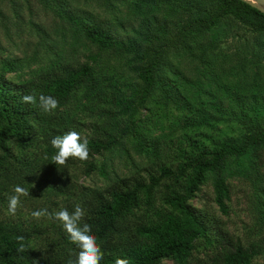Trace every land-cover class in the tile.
I'll return each instance as SVG.
<instances>
[{"label":"rangeland","instance_id":"obj_1","mask_svg":"<svg viewBox=\"0 0 264 264\" xmlns=\"http://www.w3.org/2000/svg\"><path fill=\"white\" fill-rule=\"evenodd\" d=\"M192 4L195 9L214 8L212 0H192ZM65 12L98 22L118 38H136L145 52L143 58L133 52L100 48ZM178 17L172 16L161 0H0V65L6 58L16 61V70L7 73L14 82L36 80L40 74L65 65L86 61L92 66L95 88L91 95L86 96L81 86L66 105L53 112L61 115L64 124L78 126L81 138L91 135L93 123H99L118 142L83 160L69 157L64 166L75 184L99 188L121 179L148 181L162 164L174 169L182 161L180 150H195L196 145L212 147L226 137L238 138L252 129L251 123L264 128V109L255 113L246 106L254 100L264 102V31L252 30L234 16L225 15L211 29L184 43L170 40ZM165 19L168 31L158 33L155 26ZM144 28L159 37L145 40ZM158 51L159 82L139 104L143 83L134 65L148 62ZM163 80L171 86L174 99L164 93ZM178 96L184 104L176 103ZM218 104V109L213 108ZM43 115L50 119L49 113ZM199 117L207 120L195 123ZM31 153L40 160L47 155L41 148ZM88 161L95 168L86 173ZM224 172L229 185L226 212L214 200L216 173H208L190 199L211 218L212 231L219 230L223 236L212 235V242L197 238L186 264L222 263L223 248L235 241L256 244L261 250L250 264H264V144L230 158ZM162 190L160 182L152 202L137 208L134 217H154L155 208L167 206ZM28 201V196H21L18 208L22 216L33 217L34 209L29 211L35 203ZM37 201L39 208L41 201ZM162 264L179 263L167 258Z\"/></svg>","mask_w":264,"mask_h":264},{"label":"trees","instance_id":"obj_2","mask_svg":"<svg viewBox=\"0 0 264 264\" xmlns=\"http://www.w3.org/2000/svg\"><path fill=\"white\" fill-rule=\"evenodd\" d=\"M212 1L214 8L208 10L196 5L195 9L192 0H161L172 16L179 15L177 30L170 40L191 42L225 15L234 16L252 30L264 31V11L248 0ZM65 14L100 48L133 52L139 59L143 58L145 52L139 48L136 38H118L98 22L84 21L69 12ZM166 23V19L158 22L155 30L167 33ZM158 33L144 28L142 36L151 41L159 37ZM159 54L158 51L148 62L134 65L143 83L137 97L139 104L146 101L159 82ZM16 68V61L9 58L0 65V264H67L69 259L75 260L79 251L60 221L47 216H22L20 208H17L16 216L11 215L8 197L16 185L26 188L28 202L35 203L29 212L43 208L50 213L61 208L71 212L75 205H80L85 213L81 223L92 226L96 243L104 254L100 264H114L117 257L127 259L128 264H162L167 258L186 264L197 238L212 242V235L223 236L219 230L212 231L211 218L195 208L190 199L204 184L208 173H216L214 200L219 209L226 212L229 185L224 171L228 160L263 145L264 128L251 123L252 129L238 138L226 137L212 147L196 145L195 150H180L182 161L174 169L162 164L159 173L150 175L148 181L121 179L103 187L89 188L75 184L66 166L52 163L57 149L51 140L69 131L79 133L78 126L64 124L61 115L53 111L66 105L81 86L85 87L86 96L91 95L95 88L91 64L85 61L76 66L65 65L25 83L14 82L7 76ZM160 83L164 93L174 99L171 86L164 80ZM28 92H34L37 98L40 94L50 95L58 101V107L49 113L48 121L38 106L21 101ZM176 103L184 104L179 96ZM127 105L129 108L132 103ZM246 106L258 113L264 109V102L254 100ZM218 107L219 104L213 108ZM126 109L125 106L123 110ZM206 120V117H199L195 123ZM92 132L87 137H80V142L87 141L88 154L102 153L118 142V138L102 124L93 123ZM35 148H41L47 154L43 160L31 153ZM87 164L85 172L89 173L95 164L92 161ZM100 170L103 172V166ZM162 179L168 181L162 182ZM160 182L163 186L161 198L167 206L155 208L154 217H134L137 208L152 202L155 186ZM37 198L41 201L39 208ZM19 236L25 238L26 251L23 253L17 252ZM260 250L254 243L244 245L235 241L230 247L223 248L222 263L209 264H250L252 256Z\"/></svg>","mask_w":264,"mask_h":264},{"label":"clouds","instance_id":"obj_3","mask_svg":"<svg viewBox=\"0 0 264 264\" xmlns=\"http://www.w3.org/2000/svg\"><path fill=\"white\" fill-rule=\"evenodd\" d=\"M21 101L26 104L38 106L43 112L50 113L58 107V101L48 95H37L34 92H28L21 97ZM80 135L75 131H69L64 135H57L51 140L52 146L57 149L55 155L52 156V163L64 165L69 157H76L81 160L88 157L87 141L80 142ZM28 190L20 185L13 188V194L8 197V210L13 215L20 206L21 196H27ZM84 210L80 205H75L73 211L67 208H61L54 213H50L47 208L33 211L31 215L34 218L49 217L54 218L62 223L65 231L68 233L71 241L75 243L79 249L75 260L69 259L67 264H100L103 259V252L96 243L92 226L88 223H81L84 216ZM19 241L18 253L26 251L23 236L17 237ZM114 264H128L127 259L117 257Z\"/></svg>","mask_w":264,"mask_h":264},{"label":"water","instance_id":"obj_4","mask_svg":"<svg viewBox=\"0 0 264 264\" xmlns=\"http://www.w3.org/2000/svg\"><path fill=\"white\" fill-rule=\"evenodd\" d=\"M251 4L256 5L262 11H264V0H248Z\"/></svg>","mask_w":264,"mask_h":264}]
</instances>
